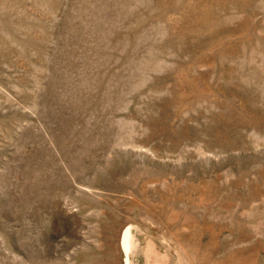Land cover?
<instances>
[{
	"label": "rangeland",
	"instance_id": "374dc122",
	"mask_svg": "<svg viewBox=\"0 0 264 264\" xmlns=\"http://www.w3.org/2000/svg\"><path fill=\"white\" fill-rule=\"evenodd\" d=\"M0 264H264V0H0Z\"/></svg>",
	"mask_w": 264,
	"mask_h": 264
},
{
	"label": "bare ground",
	"instance_id": "6f19581e",
	"mask_svg": "<svg viewBox=\"0 0 264 264\" xmlns=\"http://www.w3.org/2000/svg\"><path fill=\"white\" fill-rule=\"evenodd\" d=\"M129 236H130V231L127 229L124 234V238H123V244H124L125 249H128L130 247Z\"/></svg>",
	"mask_w": 264,
	"mask_h": 264
}]
</instances>
